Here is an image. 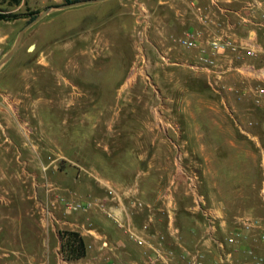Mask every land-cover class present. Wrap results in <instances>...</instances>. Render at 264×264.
Here are the masks:
<instances>
[{"label": "rangeland", "instance_id": "1", "mask_svg": "<svg viewBox=\"0 0 264 264\" xmlns=\"http://www.w3.org/2000/svg\"><path fill=\"white\" fill-rule=\"evenodd\" d=\"M148 4L107 0L53 11L26 32L5 67L0 86L20 92L7 96L20 107L12 113L19 121L15 128L0 124V142L10 133L19 148L5 144L0 162L9 175L19 176L12 183L19 192L5 191L0 176V194L11 200L0 201V264H86V257L65 259L51 229L82 231L80 224L93 222L88 210L68 211L62 199L97 200L90 191L101 196L108 181L154 186L161 203L172 201L178 220L181 213H201L192 189L200 178L196 155L180 137L208 114L197 110L198 92L205 89L202 98L210 104H219V97L195 69L171 56L176 48L154 46ZM59 5L22 0L11 6L0 0V13H41ZM28 23L29 17L0 21V31L13 27L9 47ZM21 201L30 218H44L50 229L38 261L25 254L32 246L40 251L41 239L28 245L25 217L6 216L14 206L17 217Z\"/></svg>", "mask_w": 264, "mask_h": 264}, {"label": "crops", "instance_id": "2", "mask_svg": "<svg viewBox=\"0 0 264 264\" xmlns=\"http://www.w3.org/2000/svg\"><path fill=\"white\" fill-rule=\"evenodd\" d=\"M55 2L65 4L62 0ZM220 2L227 12L210 7L209 0H149L148 28L153 35L154 46L168 48L170 52L176 48L177 53H171V56L175 55L182 61V66L190 68L189 64L196 61V52L176 45L174 37L203 28L197 12L198 7H203L211 11L214 20L208 26L206 35L232 39L242 46L264 47V20L261 17L264 13V0ZM18 20L5 23L11 24ZM12 35L11 25L8 30L0 31V58L11 50L13 45L9 46ZM252 62L259 63L258 60ZM8 63L0 69L2 78L7 73L5 67ZM195 73L210 85L214 81L219 86L226 85L217 90L213 88L216 93L210 89L219 97V104L206 103L202 98L206 94L205 89L198 92V96L202 97L198 99L197 110L208 114L191 123L193 129L186 136L180 137L181 142L193 146L192 152L196 155L199 188L206 198V204L199 211L201 213H181L178 220L176 212L172 214V201L161 203V193L154 186L142 183L140 186H125L116 181H108L107 185L113 182L112 185L117 187L119 197L112 199L105 187L101 190L103 194L98 197L96 190H91L90 194L97 198L88 210L95 222V230L87 229L88 222L80 224L84 226H80V232L87 244L89 241L91 249L94 246L90 251L88 244L86 264H190L188 252H201L206 262L210 263L221 252L218 241L230 234H236L237 240L227 244V250L232 252L237 262H250L256 255H264V225L250 228L244 225L249 221L264 222L263 111L255 107L250 92L242 99L236 97L231 87L243 85L242 76L238 72H230L222 79H216L207 70H196ZM253 83L248 79L246 85L252 86ZM19 93L0 86V126L3 129L11 130L15 128V122H19L12 113L20 105L11 103L7 98L9 95L18 96ZM16 138V135L8 133L5 141L0 142V148L10 142L19 148ZM153 140L156 142V137ZM4 157L0 156L2 159ZM0 176L4 177L5 191L14 192L13 179L19 176L9 175L2 162ZM135 198L150 204L153 209L134 206L132 201ZM3 200L11 202L0 194V201ZM24 204L20 202L22 211L17 217L14 216V206L9 207L10 213L6 216L12 220L25 217V230L31 235L27 236L28 245L29 240L41 239L40 251L32 246L25 254L38 261V256L44 254L46 235L50 238V229L46 228L44 218H30ZM209 215L217 217L219 230L215 238L207 235ZM130 228L151 243H157L158 236L164 234V257L157 258L149 244H138L130 235ZM51 230L61 243L60 231L56 232L54 228ZM104 242L106 245H103ZM154 257L157 260H152Z\"/></svg>", "mask_w": 264, "mask_h": 264}, {"label": "built area", "instance_id": "3", "mask_svg": "<svg viewBox=\"0 0 264 264\" xmlns=\"http://www.w3.org/2000/svg\"><path fill=\"white\" fill-rule=\"evenodd\" d=\"M210 7L217 8L220 11H225L221 5L220 0H209ZM197 12L199 14V21L203 28L186 31L181 35L174 37V43L182 48L188 50H194L196 52V61L190 63L191 69L195 70H207L213 73L216 79H222L224 75L230 72H238L242 76L243 85L231 87L238 99H242L248 92L251 94V100L255 107H258L264 114V47H249L242 46L236 43L232 39L206 35L207 28L214 20L211 16V11L205 10L203 7H198ZM227 12V10L225 11ZM264 20V13L261 15ZM252 60H258L259 63H253ZM254 81L252 86H247V80ZM211 85L216 90L218 88H225L226 85H217L211 82ZM218 86V87H217ZM264 126V121H263ZM264 172V160L262 162ZM195 197V208L201 211L206 204L205 195L200 191L198 184L192 186ZM107 191L112 199L119 197V191L116 186L112 184L107 185ZM66 205L68 211H77L81 209L89 210L91 206L95 204V201L85 202L79 198L62 199ZM133 205L140 208L153 209V206L142 201L139 198H135L132 201ZM110 215V214H109ZM245 228L259 227L264 225L261 220L245 222ZM81 227H84L80 225ZM87 229L95 230V225L92 221L88 222ZM219 226L217 223V217L215 215H209L207 217V235L214 237L217 235ZM132 238L141 245L149 244V246L156 252V257L163 256V243L165 235L160 234L157 243H151L144 237H142L135 230L130 228L129 230ZM264 236V233H263ZM237 240L236 234L227 235L224 239L218 241L221 252L219 256L215 257L210 263L206 262L203 253L191 254L190 264H264V255H256L250 262L240 263L233 258L231 251L227 250V244H233ZM149 242V243H148ZM103 245H106L104 242ZM154 257L152 260H157Z\"/></svg>", "mask_w": 264, "mask_h": 264}, {"label": "trees", "instance_id": "4", "mask_svg": "<svg viewBox=\"0 0 264 264\" xmlns=\"http://www.w3.org/2000/svg\"><path fill=\"white\" fill-rule=\"evenodd\" d=\"M65 3H71L79 0H64ZM22 0H9L11 6H19ZM39 12L29 14L0 13V21H15L22 17H29V22L33 20ZM61 250L67 260H79L87 255L88 244L80 231L74 229L60 230Z\"/></svg>", "mask_w": 264, "mask_h": 264}, {"label": "water", "instance_id": "5", "mask_svg": "<svg viewBox=\"0 0 264 264\" xmlns=\"http://www.w3.org/2000/svg\"><path fill=\"white\" fill-rule=\"evenodd\" d=\"M104 1H107V0H79V1H74L71 3H65V4H62V5L57 6V7H49L47 9H45L44 11L39 13L33 20H31L28 24H26L21 29V31L19 32V35H18L13 47L11 48V50L9 52H7L5 54V56H3V58L0 59V69L5 64H7L14 57V55L17 53V51L19 50V48L22 44V41L24 39L26 32L30 28L35 26L37 23H39L42 19H44L47 15H49L51 12L57 11V10H66V9L79 7V6L86 5V4L99 3V2H104Z\"/></svg>", "mask_w": 264, "mask_h": 264}]
</instances>
